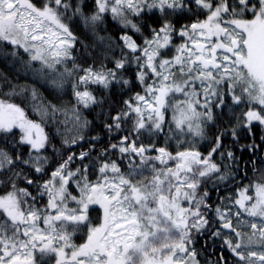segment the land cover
Returning a JSON list of instances; mask_svg holds the SVG:
<instances>
[{"label": "snow or ice", "instance_id": "obj_1", "mask_svg": "<svg viewBox=\"0 0 264 264\" xmlns=\"http://www.w3.org/2000/svg\"><path fill=\"white\" fill-rule=\"evenodd\" d=\"M0 60V264H264V0H0Z\"/></svg>", "mask_w": 264, "mask_h": 264}, {"label": "trees", "instance_id": "obj_2", "mask_svg": "<svg viewBox=\"0 0 264 264\" xmlns=\"http://www.w3.org/2000/svg\"><path fill=\"white\" fill-rule=\"evenodd\" d=\"M0 70L7 71V72H9V73H11V72L13 71L11 68H8V67L6 66V64H5L2 60H0ZM22 82H23V81H22ZM33 118H36V117L33 116ZM247 158H248L247 155H245L244 159L247 160ZM249 175H250V176L252 175L251 171L249 172ZM212 195H213V199H215V195H216L215 192H213ZM74 240H76L77 242H81V241L79 240V235H77L76 237H74ZM200 243H204V240L201 239V240H200ZM209 251H212V249L209 248ZM37 255H38V254H37ZM54 260H55V257H54V256H52V257H50V258H46V259L43 261V264H54Z\"/></svg>", "mask_w": 264, "mask_h": 264}]
</instances>
